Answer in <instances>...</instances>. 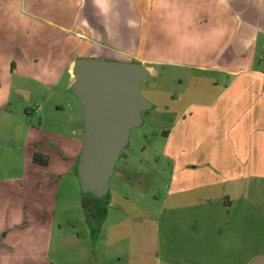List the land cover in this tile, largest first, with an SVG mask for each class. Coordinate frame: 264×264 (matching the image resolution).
I'll list each match as a JSON object with an SVG mask.
<instances>
[{
  "label": "crops",
  "instance_id": "1",
  "mask_svg": "<svg viewBox=\"0 0 264 264\" xmlns=\"http://www.w3.org/2000/svg\"><path fill=\"white\" fill-rule=\"evenodd\" d=\"M155 5L167 57L148 39ZM79 58L141 63L155 78L143 96L170 125L163 137L174 209L229 210L264 182V0H0V109L15 75L37 69V78L59 82L66 69L72 85ZM165 67L181 70L176 92L157 86ZM40 159L48 163L32 159L35 167L51 163ZM70 181L79 202L77 172ZM17 258L0 255V264L32 261Z\"/></svg>",
  "mask_w": 264,
  "mask_h": 264
},
{
  "label": "rangeland",
  "instance_id": "2",
  "mask_svg": "<svg viewBox=\"0 0 264 264\" xmlns=\"http://www.w3.org/2000/svg\"><path fill=\"white\" fill-rule=\"evenodd\" d=\"M156 7L149 8L147 36L156 55L167 57ZM40 65L49 66L44 60ZM31 73L15 75L16 91L0 109V255L30 257V264H250L264 256V182L229 210L220 203L208 212L174 209L163 137L170 125L152 111L143 112V124L131 130L108 196L89 197L85 210L80 185L81 201L70 196L78 189L70 177L84 142L82 104L66 69L59 82L37 78V69ZM160 73L158 87L179 90L181 70ZM154 82L150 77L141 85L145 97ZM35 154L49 155L50 165L35 167Z\"/></svg>",
  "mask_w": 264,
  "mask_h": 264
},
{
  "label": "water",
  "instance_id": "3",
  "mask_svg": "<svg viewBox=\"0 0 264 264\" xmlns=\"http://www.w3.org/2000/svg\"><path fill=\"white\" fill-rule=\"evenodd\" d=\"M73 72L71 90L82 104L84 123L78 179L83 194L104 199L131 130L153 107L141 92L150 72L141 63L90 58L77 59ZM250 264H264V256Z\"/></svg>",
  "mask_w": 264,
  "mask_h": 264
},
{
  "label": "trees",
  "instance_id": "4",
  "mask_svg": "<svg viewBox=\"0 0 264 264\" xmlns=\"http://www.w3.org/2000/svg\"><path fill=\"white\" fill-rule=\"evenodd\" d=\"M41 157H42L41 154H35L34 157H33L34 162L35 163H40L42 165H46L48 163V161L47 160L46 161L41 160L40 159ZM82 196H83L82 197V205H83L85 210H88L89 206L91 205V201H92V200H90L91 198H89L91 196L90 195H85L83 193H82ZM92 199H96V198L92 197Z\"/></svg>",
  "mask_w": 264,
  "mask_h": 264
}]
</instances>
